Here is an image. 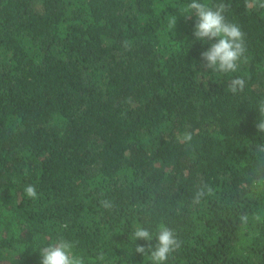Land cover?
<instances>
[{"label":"trees","instance_id":"1","mask_svg":"<svg viewBox=\"0 0 264 264\" xmlns=\"http://www.w3.org/2000/svg\"><path fill=\"white\" fill-rule=\"evenodd\" d=\"M188 2L0 0V264H41L59 236L88 264H152L135 248L160 225L181 242L166 264H264V10L224 0L248 57L224 75Z\"/></svg>","mask_w":264,"mask_h":264},{"label":"clouds","instance_id":"2","mask_svg":"<svg viewBox=\"0 0 264 264\" xmlns=\"http://www.w3.org/2000/svg\"><path fill=\"white\" fill-rule=\"evenodd\" d=\"M245 6L248 11L264 10V0H245ZM180 11L188 15L192 14L197 17L195 30L193 35L200 41H215L211 46L201 54V58L205 61L203 67L211 69L212 72L219 74L237 73L241 65L247 62V47L246 34L241 26L228 19L227 13L231 9L230 3H225L224 0L210 3L209 0H189L183 6H180ZM177 20L175 16L169 15L167 18V27L169 30H174ZM125 47H128V42L125 41ZM246 86V81L243 77H235L229 81V90L236 94L243 92ZM259 112L264 116V101L259 105ZM259 131H264V119L256 125ZM177 139L181 143H190L193 139L191 131H184L178 134ZM264 151V147L260 149ZM211 188L207 192L211 193ZM25 194L31 199H37L38 193L34 185H27L24 189ZM205 195L203 189L197 192L194 202H199L200 198ZM100 205L104 209H111L113 204L107 199L100 201ZM260 220L261 217H254ZM240 221L247 225L249 217L241 215ZM134 241L143 239L151 242L153 234L143 226L138 225L131 237ZM158 243L155 248L151 245L145 248L142 245H137L136 252L148 255L152 264H166L169 255L180 247L181 242L177 238L175 232L165 225H160L155 236ZM41 255V264H88L85 256L77 251V243L75 241L59 236L56 240L48 242L46 246L39 248ZM105 256L99 253L95 256L93 264L103 262Z\"/></svg>","mask_w":264,"mask_h":264}]
</instances>
